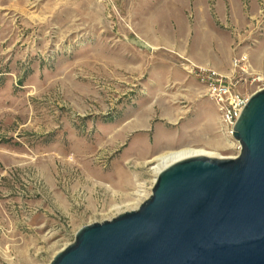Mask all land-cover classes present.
<instances>
[{"label": "rangeland", "instance_id": "374dc122", "mask_svg": "<svg viewBox=\"0 0 264 264\" xmlns=\"http://www.w3.org/2000/svg\"><path fill=\"white\" fill-rule=\"evenodd\" d=\"M239 54L248 97L264 87V0H0V264H49L137 209L159 154L236 157L191 71L230 77Z\"/></svg>", "mask_w": 264, "mask_h": 264}, {"label": "water", "instance_id": "95a60500", "mask_svg": "<svg viewBox=\"0 0 264 264\" xmlns=\"http://www.w3.org/2000/svg\"><path fill=\"white\" fill-rule=\"evenodd\" d=\"M232 137L236 157L171 163L137 209L82 227L49 264H264V87Z\"/></svg>", "mask_w": 264, "mask_h": 264}, {"label": "built area", "instance_id": "2783aa9c", "mask_svg": "<svg viewBox=\"0 0 264 264\" xmlns=\"http://www.w3.org/2000/svg\"><path fill=\"white\" fill-rule=\"evenodd\" d=\"M246 62L247 57L244 54L235 57L232 65L236 75L230 77L202 67H194L191 71V74L204 87L206 96L215 104L219 114L220 132L228 137H232L233 127L249 98L238 90L242 76L248 70Z\"/></svg>", "mask_w": 264, "mask_h": 264}, {"label": "bare ground", "instance_id": "6f19581e", "mask_svg": "<svg viewBox=\"0 0 264 264\" xmlns=\"http://www.w3.org/2000/svg\"><path fill=\"white\" fill-rule=\"evenodd\" d=\"M195 156H208V157H217L215 154L202 150V149H194V148H181L176 151H168L162 154L155 156L151 161L153 166L150 168L152 174L154 175V180L157 178L158 174L168 165L173 162H176L181 159L195 157ZM148 195H145L142 200H145ZM138 204V203H137ZM130 211L136 208H128ZM126 211H122L120 208H116V215L121 214Z\"/></svg>", "mask_w": 264, "mask_h": 264}, {"label": "crops", "instance_id": "0c3cea01", "mask_svg": "<svg viewBox=\"0 0 264 264\" xmlns=\"http://www.w3.org/2000/svg\"><path fill=\"white\" fill-rule=\"evenodd\" d=\"M169 143V142H168Z\"/></svg>", "mask_w": 264, "mask_h": 264}]
</instances>
